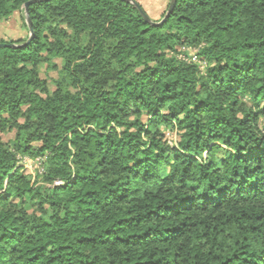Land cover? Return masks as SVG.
<instances>
[{
	"label": "trees",
	"instance_id": "16d2710c",
	"mask_svg": "<svg viewBox=\"0 0 264 264\" xmlns=\"http://www.w3.org/2000/svg\"><path fill=\"white\" fill-rule=\"evenodd\" d=\"M27 14L0 39L24 44L0 47V264H264V0Z\"/></svg>",
	"mask_w": 264,
	"mask_h": 264
},
{
	"label": "rangeland",
	"instance_id": "374dc122",
	"mask_svg": "<svg viewBox=\"0 0 264 264\" xmlns=\"http://www.w3.org/2000/svg\"><path fill=\"white\" fill-rule=\"evenodd\" d=\"M143 10L148 14L152 20H159L162 18L163 13L166 12L170 0H136ZM29 36L28 27L26 24V16L24 12H15L7 20H4L0 24V39L6 41H15L18 39H25ZM188 53L192 52V49L187 50ZM57 61V60H56ZM203 68V67H201ZM44 68H42L40 76L42 78L47 77L48 82L51 88H53L50 78L56 76L55 71H49L45 73ZM260 124H264V117L261 118ZM1 138L5 141L8 138L13 136V132L9 133H0ZM166 138L169 141H173L175 136L170 132L167 133ZM20 164H23V169L25 172L30 173L35 179H39L40 175L38 173L39 159L35 160L30 159L29 157H23L19 161Z\"/></svg>",
	"mask_w": 264,
	"mask_h": 264
},
{
	"label": "water",
	"instance_id": "95a60500",
	"mask_svg": "<svg viewBox=\"0 0 264 264\" xmlns=\"http://www.w3.org/2000/svg\"><path fill=\"white\" fill-rule=\"evenodd\" d=\"M34 1H37V0H29L27 2H25L24 4V13H25V16H26V24H27V27H28V31H29V36L27 37V40L25 43H27L32 35H33V28H32V24H31V21L30 19L28 18V14H27V6L29 3H32ZM130 4H132L133 6H135L137 8V10L139 11V13L142 15V17L145 19L146 22H148L149 24H152V25H157V24H161L163 23V21L166 19V17L169 15V13L172 11L173 7H174V4L176 2V0H170L169 4H168V8L164 14V16L159 20V21H155V20H152L148 14L143 10V8L140 6V4L136 1V0H124ZM24 44H14V43H5V42H0V47H19V46H22Z\"/></svg>",
	"mask_w": 264,
	"mask_h": 264
},
{
	"label": "built area",
	"instance_id": "2783aa9c",
	"mask_svg": "<svg viewBox=\"0 0 264 264\" xmlns=\"http://www.w3.org/2000/svg\"><path fill=\"white\" fill-rule=\"evenodd\" d=\"M184 58L187 59V60H189V61L198 62L201 67H204V65L206 64L205 61H201V60L198 59V57L194 53L193 49H192V52L189 53V56L188 57H184ZM40 171H41V169H40Z\"/></svg>",
	"mask_w": 264,
	"mask_h": 264
}]
</instances>
